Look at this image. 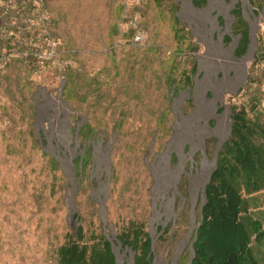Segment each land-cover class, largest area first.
I'll use <instances>...</instances> for the list:
<instances>
[{
    "label": "rangeland",
    "instance_id": "1",
    "mask_svg": "<svg viewBox=\"0 0 264 264\" xmlns=\"http://www.w3.org/2000/svg\"><path fill=\"white\" fill-rule=\"evenodd\" d=\"M48 7L50 59L39 26L27 33L24 17L3 15L0 0V264H59L58 249L79 225L113 243L117 264H136L118 240L130 221L152 238L151 264H192L234 106L257 121L264 146V0ZM244 23L250 43L240 55ZM253 179L235 186L264 260L253 232L259 224L264 233V188Z\"/></svg>",
    "mask_w": 264,
    "mask_h": 264
},
{
    "label": "trees",
    "instance_id": "2",
    "mask_svg": "<svg viewBox=\"0 0 264 264\" xmlns=\"http://www.w3.org/2000/svg\"><path fill=\"white\" fill-rule=\"evenodd\" d=\"M236 12L240 22L241 11ZM240 33L236 53L243 55L250 43V33L246 26ZM135 34L136 29L134 38ZM231 119V138L225 144L228 156L207 186V202L202 209L192 264H264L241 221L243 196L235 186L236 178L248 175L254 178L259 190L264 188V146L255 142L259 125L247 108L234 106ZM81 165L84 166V157ZM76 219L82 221L79 216ZM253 232L260 246L264 241L261 225H255ZM118 240L135 253L136 264H151L153 241L143 223L130 221ZM58 257L59 264H117L113 243L102 234L88 236L83 225L76 227L68 242L60 246Z\"/></svg>",
    "mask_w": 264,
    "mask_h": 264
},
{
    "label": "built area",
    "instance_id": "3",
    "mask_svg": "<svg viewBox=\"0 0 264 264\" xmlns=\"http://www.w3.org/2000/svg\"><path fill=\"white\" fill-rule=\"evenodd\" d=\"M12 14L24 17V30L29 33V27L39 26L35 28L36 36L44 40L46 47L45 56L49 59L54 57L56 41L52 36L51 20L49 16L48 0H7V8L3 15ZM134 41L136 44L142 45L145 42L144 34L141 30H137Z\"/></svg>",
    "mask_w": 264,
    "mask_h": 264
}]
</instances>
